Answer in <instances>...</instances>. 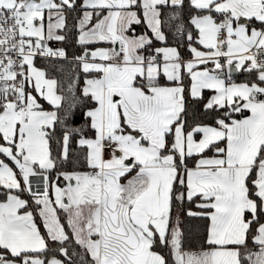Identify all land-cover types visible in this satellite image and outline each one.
Wrapping results in <instances>:
<instances>
[{"label":"snow or ice","instance_id":"snow-or-ice-1","mask_svg":"<svg viewBox=\"0 0 264 264\" xmlns=\"http://www.w3.org/2000/svg\"><path fill=\"white\" fill-rule=\"evenodd\" d=\"M0 264H264V0H0Z\"/></svg>","mask_w":264,"mask_h":264},{"label":"trees","instance_id":"trees-1","mask_svg":"<svg viewBox=\"0 0 264 264\" xmlns=\"http://www.w3.org/2000/svg\"><path fill=\"white\" fill-rule=\"evenodd\" d=\"M238 79H243V76L240 74L238 76H236Z\"/></svg>","mask_w":264,"mask_h":264},{"label":"water","instance_id":"water-1","mask_svg":"<svg viewBox=\"0 0 264 264\" xmlns=\"http://www.w3.org/2000/svg\"><path fill=\"white\" fill-rule=\"evenodd\" d=\"M236 75H240V74H234V76H236Z\"/></svg>","mask_w":264,"mask_h":264},{"label":"crops","instance_id":"crops-1","mask_svg":"<svg viewBox=\"0 0 264 264\" xmlns=\"http://www.w3.org/2000/svg\"><path fill=\"white\" fill-rule=\"evenodd\" d=\"M236 76H238V75H236ZM236 76H235V77H236Z\"/></svg>","mask_w":264,"mask_h":264}]
</instances>
